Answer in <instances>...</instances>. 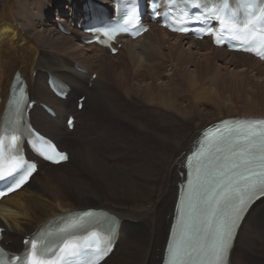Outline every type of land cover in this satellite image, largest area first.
<instances>
[{"label": "bare ground", "instance_id": "1", "mask_svg": "<svg viewBox=\"0 0 264 264\" xmlns=\"http://www.w3.org/2000/svg\"><path fill=\"white\" fill-rule=\"evenodd\" d=\"M86 1L0 0V117L19 74L31 100L37 102L30 111L32 125L62 151H70L67 163L42 162L27 185L0 201L3 241L20 251L21 239L51 219L105 205L110 210H103L122 224L115 250L101 264H161L178 185L186 179L187 154L210 125L238 117L264 119V87L249 85L264 80V63L213 47L209 39L168 33L156 24L137 40L121 39L122 46L113 56L107 49L86 46L82 38L88 37L72 27L84 24V16L93 10ZM93 1L106 10L113 2ZM58 25L70 34H63ZM185 62L214 69V79L224 90L245 91L244 98L234 101L243 105L225 108L227 101L196 91L198 83L190 70L185 81L167 70ZM94 74L97 78L92 81ZM49 75L70 87L66 100L52 94ZM81 93L87 96L79 112ZM204 100L214 109L202 110ZM40 103L50 106L56 117H50ZM77 113L73 132L86 138L93 135L94 141L88 139L93 147L75 134L71 143L64 140L70 133L66 120ZM79 120L97 137L85 131ZM76 204L85 208L78 210ZM144 230L147 241L141 244ZM18 241L20 248L12 249ZM229 264H264V199L246 215Z\"/></svg>", "mask_w": 264, "mask_h": 264}, {"label": "snow or ice", "instance_id": "2", "mask_svg": "<svg viewBox=\"0 0 264 264\" xmlns=\"http://www.w3.org/2000/svg\"><path fill=\"white\" fill-rule=\"evenodd\" d=\"M183 2L198 12L178 22L200 23L204 34L212 36L217 45L235 40L243 51L264 58V0H236L234 5L230 0ZM176 7L182 17L188 15L187 10ZM213 21L220 25L219 31L212 27ZM172 30L188 32L189 28ZM135 34L139 35V31ZM22 118L18 100L14 119L0 129V183L4 185L0 197L28 184L36 171L18 147ZM68 123L71 126V118ZM38 139L37 150L48 160L61 163L69 159L55 144L42 137ZM194 158V163L188 162L192 170L182 185L184 195L166 264H226L244 213L254 199L264 197V121H240L234 125L224 122L223 128L205 138ZM115 224L113 217L95 210L72 215L54 230L41 231L31 240L26 239L27 250L23 255L0 249V264H99L111 250L110 242L103 241ZM6 256L10 259H5Z\"/></svg>", "mask_w": 264, "mask_h": 264}, {"label": "rangeland", "instance_id": "3", "mask_svg": "<svg viewBox=\"0 0 264 264\" xmlns=\"http://www.w3.org/2000/svg\"><path fill=\"white\" fill-rule=\"evenodd\" d=\"M202 62H203V60L201 61V63ZM177 69H178V71H177ZM177 69H176V67L173 68V65L167 67V70H169L170 72H173V70H174L173 73H176L177 77H180L181 80H183V81H185V80L188 79L187 78V77H189L188 71L190 70L193 73V75H194V79H196V82L198 83V85L195 87L196 91L201 92L204 95V97H207L208 98L209 96H212L214 99L219 98V99H221L223 101H227L228 103L225 105V108H229L232 105H234L237 108H240L243 105V101H238V102H234V101L236 100L237 97L244 98L246 96V92L245 91L238 92V91H233V90H224L223 87H222V85L220 83H218V81H215V79H214V71H215L214 69L213 70L210 69V71H206L204 69H201L199 66L192 67V66H190L188 64V62H185L184 63V66H181V67H179ZM40 73H42V72H40ZM38 76H39V74H36V73L34 74V77H38ZM42 77H44V75ZM42 77L40 75V78H42ZM223 78H224V76H223ZM229 79L231 80V78H229ZM249 85L250 86L251 85H254V86L261 85L262 87H264V80H261V82L260 81H255V82L254 81H251L249 83ZM247 88H249V86ZM85 95L87 96L86 93H81V95H79V96H85ZM33 98L35 99L34 96H33ZM231 99L233 101H230ZM73 101H75V99ZM207 103H209V104H207ZM74 106H75V104H74ZM201 109L202 110H209V111H211V110L214 109V106H213V104L211 102L204 100L202 102ZM73 115L78 120V117H77L78 113L76 115L75 114H73ZM31 117H32V114H31ZM85 124H86L85 122H83L82 120L81 121L79 120V125L81 127L85 128V131L91 132V134L93 133L96 136L97 135L96 131L93 128H91V127L85 126ZM74 134H75V136L77 135V136L81 137L83 139L85 145H89L90 147H93L88 142V139L90 141H94L93 135H90V134H86L87 135V138H86L84 136H80L78 133H75L73 131H70V133L65 134V136H64L65 137V139H64L65 142L68 143V144L71 143L73 141V139H74ZM91 139H93V140H91ZM94 144H95L96 147L101 148V146H100V144L98 142H94ZM68 151L69 150H67V152ZM180 178L182 179V177H180ZM33 183H35V182H33ZM76 206H77L76 208L78 210H79V208H85L81 204H76ZM89 208H92V209H94V208L95 209H107L108 208L109 209V207H107L105 205L103 207L102 206L101 207H97L96 205H91V206H89ZM147 226L148 225H145V223H144V226L143 227L146 230H148V227ZM145 234H146V231L144 230L143 233L139 236V242L141 241L140 242L141 244H144L145 241H147V238H146V235ZM20 241L15 242V244H18L17 245V248H15V247H11V248L14 249V250H18L20 248L19 247ZM10 244L11 243H9V247H10ZM5 245H7V244L5 243ZM161 256H162V253H161ZM109 264H116V261H112Z\"/></svg>", "mask_w": 264, "mask_h": 264}]
</instances>
